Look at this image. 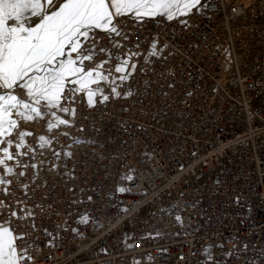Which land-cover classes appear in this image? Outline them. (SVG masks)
I'll use <instances>...</instances> for the list:
<instances>
[{
    "label": "built area",
    "instance_id": "built-area-1",
    "mask_svg": "<svg viewBox=\"0 0 264 264\" xmlns=\"http://www.w3.org/2000/svg\"><path fill=\"white\" fill-rule=\"evenodd\" d=\"M201 4L187 25L116 19L117 51L142 54L120 89L132 95L94 108L78 97L60 159L36 157L59 167L0 194L33 213L15 221L31 233L26 264H264V0Z\"/></svg>",
    "mask_w": 264,
    "mask_h": 264
},
{
    "label": "snow or ice",
    "instance_id": "snow-or-ice-1",
    "mask_svg": "<svg viewBox=\"0 0 264 264\" xmlns=\"http://www.w3.org/2000/svg\"><path fill=\"white\" fill-rule=\"evenodd\" d=\"M202 7L201 0H0V194L12 195L9 186L14 181L26 189L28 184L21 178L29 169L35 180L41 171L59 167L54 161L61 152L54 145L63 147L60 136L69 135L61 127L75 125L78 97H86L87 107L94 108L97 98L106 103L111 97L132 95L120 89L137 69L133 58L142 54L117 51L126 45L116 38L128 39L115 23L117 18L129 17L140 28L159 23L157 18L187 25L180 18ZM101 32L108 37L110 48L99 46ZM157 39L149 57L160 55ZM101 53L106 58L96 62ZM40 122L46 134L21 128V123ZM81 142L85 141L75 140ZM45 151L54 158L48 169V161L36 159ZM63 154L73 155L70 151ZM2 209H9V215L0 222V264H26L32 259L26 239L31 233L17 232V227L27 225L15 221L29 220L33 213L21 214L23 208L18 213L0 199ZM31 227L35 229L34 220Z\"/></svg>",
    "mask_w": 264,
    "mask_h": 264
},
{
    "label": "rangeland",
    "instance_id": "rangeland-1",
    "mask_svg": "<svg viewBox=\"0 0 264 264\" xmlns=\"http://www.w3.org/2000/svg\"><path fill=\"white\" fill-rule=\"evenodd\" d=\"M126 18H129V17H126Z\"/></svg>",
    "mask_w": 264,
    "mask_h": 264
}]
</instances>
